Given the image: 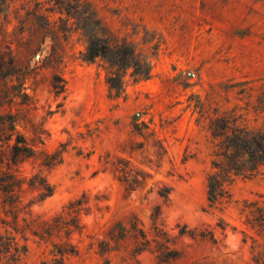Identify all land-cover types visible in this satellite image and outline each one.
<instances>
[{"label": "rangeland", "instance_id": "rangeland-1", "mask_svg": "<svg viewBox=\"0 0 264 264\" xmlns=\"http://www.w3.org/2000/svg\"><path fill=\"white\" fill-rule=\"evenodd\" d=\"M7 6L0 61L16 66L0 74V113L34 149L3 168L19 182L12 200L0 191V233L15 239L17 264L51 262L59 249L66 264H264V233L248 223L264 207V171L213 206L207 195L210 120L235 110L264 126V0ZM91 19L150 64L148 80L129 69L122 92L111 90L110 64L84 61ZM7 87L28 100L4 102Z\"/></svg>", "mask_w": 264, "mask_h": 264}, {"label": "trees", "instance_id": "trees-1", "mask_svg": "<svg viewBox=\"0 0 264 264\" xmlns=\"http://www.w3.org/2000/svg\"><path fill=\"white\" fill-rule=\"evenodd\" d=\"M8 0H0V19L7 12ZM84 35L88 39V46L84 54V61L92 63L101 58L110 64L114 72L108 78L111 90L120 94L123 90V78L129 69H133L132 77L137 81L150 78V64L135 54V50L129 44L123 43L112 46L105 37L104 27L98 20L91 19L82 27ZM0 74H7L15 68L13 59L9 63L5 58L0 61ZM57 88V87H55ZM4 93V102L15 99L28 100L29 96L23 91L12 95L11 87H7ZM57 94L63 91L60 88ZM256 112L264 113V109H256ZM209 131L215 142L212 172L207 180L208 201L213 206L223 199L231 197L230 189L239 178L249 179L260 175L264 171V126L251 128L242 124V116H237L236 111L225 112L213 118L209 123ZM34 154V149L27 139L19 135L16 130L15 117L12 114L0 113V191L8 199L14 198V192L19 187V182L8 172H4V165L16 164L20 158ZM47 193L42 197L47 198L53 194L51 187L46 188ZM252 217V218H251ZM248 223L264 233V207H256L251 212ZM60 257L51 262L44 261L42 264H66L64 256L67 251L59 249ZM21 252L11 236L0 233V259L5 258L11 264H17Z\"/></svg>", "mask_w": 264, "mask_h": 264}, {"label": "built area", "instance_id": "built-area-1", "mask_svg": "<svg viewBox=\"0 0 264 264\" xmlns=\"http://www.w3.org/2000/svg\"><path fill=\"white\" fill-rule=\"evenodd\" d=\"M187 76H188L189 78H195L196 75H195V73H193V72H188V73H187ZM137 116L140 117V114H137Z\"/></svg>", "mask_w": 264, "mask_h": 264}]
</instances>
